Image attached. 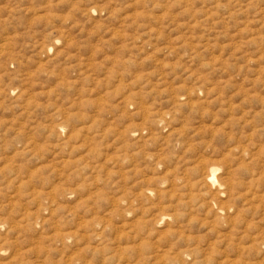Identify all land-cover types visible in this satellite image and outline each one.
I'll return each instance as SVG.
<instances>
[{"label": "rangeland", "instance_id": "obj_1", "mask_svg": "<svg viewBox=\"0 0 264 264\" xmlns=\"http://www.w3.org/2000/svg\"><path fill=\"white\" fill-rule=\"evenodd\" d=\"M0 223V264L264 256V0H0Z\"/></svg>", "mask_w": 264, "mask_h": 264}, {"label": "bare ground", "instance_id": "obj_2", "mask_svg": "<svg viewBox=\"0 0 264 264\" xmlns=\"http://www.w3.org/2000/svg\"><path fill=\"white\" fill-rule=\"evenodd\" d=\"M183 106V105H182ZM231 134V133H230ZM180 142V141H179ZM230 149V148H229ZM153 157V156H152ZM160 164V163H159ZM229 164V163H228ZM212 167V166H211ZM208 171V170H207ZM196 172V171H195ZM206 174L204 175L206 182H212L215 180V174L212 172H205ZM203 174V173H202ZM201 182V181H200ZM222 182V181H221ZM160 184V183H159ZM173 184V183H172ZM207 184V183H206ZM225 183H221L220 186H224ZM205 186V185H204ZM209 186V185H208ZM214 186V185H212ZM210 187V186H209ZM212 188V187H211ZM210 188V189H211ZM218 189V188H217ZM148 191V190H146ZM211 191V190H210ZM214 192V191H213ZM221 192V191H220ZM219 192V194H220ZM223 192V191H222ZM221 192V193H222ZM154 193V192H153ZM216 193V192H215ZM214 193V194H215ZM217 198V196H215ZM220 198V196H218ZM116 204V203H115ZM222 209V207L220 208ZM137 210V209H136ZM219 210V209H218ZM226 210V209H225ZM222 211V210H221ZM219 213V212H218ZM223 214V213H222ZM164 215V214H163ZM162 215V218H163ZM165 217V216H164ZM168 217V216H167ZM164 219V218H163ZM174 219V218H173ZM233 220V219H232ZM1 224V223H0ZM217 229V228H216ZM95 241V240H94ZM65 242V241H64ZM251 243V242H250ZM118 249V248H117ZM121 251V250H120ZM191 251V250H190ZM141 252V251H140ZM158 253V252H157ZM147 257V256H146ZM153 257V256H152ZM226 257V256H225ZM200 257L197 256L196 254H192L188 251L185 252L183 251V254H177V256H162V254H157L154 255L152 259H150L151 264H264V256H253L249 258H245L243 256H238L235 258H230L229 256L226 258H221V259H199ZM144 260V259H143ZM148 260V259H147ZM132 261V260H131ZM130 262V261H129ZM141 262V261H140ZM138 262V263H140ZM136 263V262H134ZM128 264V263H127ZM142 264V263H141ZM146 264V263H145Z\"/></svg>", "mask_w": 264, "mask_h": 264}]
</instances>
